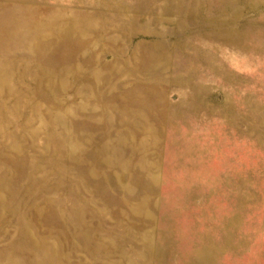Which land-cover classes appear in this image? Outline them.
Masks as SVG:
<instances>
[{"label":"rangeland","instance_id":"1","mask_svg":"<svg viewBox=\"0 0 264 264\" xmlns=\"http://www.w3.org/2000/svg\"><path fill=\"white\" fill-rule=\"evenodd\" d=\"M0 264H264V0H0Z\"/></svg>","mask_w":264,"mask_h":264}]
</instances>
